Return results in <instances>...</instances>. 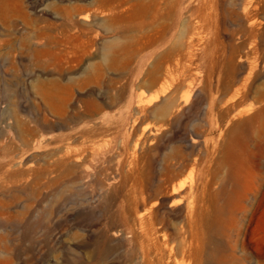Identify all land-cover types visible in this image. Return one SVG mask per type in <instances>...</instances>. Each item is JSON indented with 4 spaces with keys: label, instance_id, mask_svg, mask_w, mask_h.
<instances>
[{
    "label": "rangeland",
    "instance_id": "obj_1",
    "mask_svg": "<svg viewBox=\"0 0 264 264\" xmlns=\"http://www.w3.org/2000/svg\"><path fill=\"white\" fill-rule=\"evenodd\" d=\"M0 264H264V0H0Z\"/></svg>",
    "mask_w": 264,
    "mask_h": 264
},
{
    "label": "bare ground",
    "instance_id": "obj_2",
    "mask_svg": "<svg viewBox=\"0 0 264 264\" xmlns=\"http://www.w3.org/2000/svg\"><path fill=\"white\" fill-rule=\"evenodd\" d=\"M165 250H167L166 247H165ZM193 256H194L193 244L192 243H186V257L192 259Z\"/></svg>",
    "mask_w": 264,
    "mask_h": 264
}]
</instances>
